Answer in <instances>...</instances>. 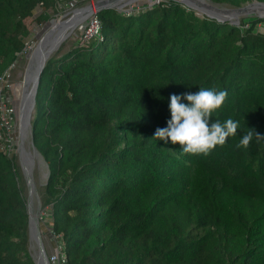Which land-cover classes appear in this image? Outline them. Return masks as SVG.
I'll use <instances>...</instances> for the list:
<instances>
[{
	"label": "trees",
	"instance_id": "obj_1",
	"mask_svg": "<svg viewBox=\"0 0 264 264\" xmlns=\"http://www.w3.org/2000/svg\"><path fill=\"white\" fill-rule=\"evenodd\" d=\"M73 1L0 0V77L39 39L34 22L47 28ZM98 18V35L50 57L36 95L48 255L60 239L67 264H264V139L236 147L249 129L264 136V16L220 20L161 0ZM199 88L228 93L209 126L239 123L207 155L155 138L171 95ZM11 155L0 149V264H36Z\"/></svg>",
	"mask_w": 264,
	"mask_h": 264
},
{
	"label": "rangeland",
	"instance_id": "obj_2",
	"mask_svg": "<svg viewBox=\"0 0 264 264\" xmlns=\"http://www.w3.org/2000/svg\"><path fill=\"white\" fill-rule=\"evenodd\" d=\"M82 1L83 2H81V0H78V2L76 3L77 4L76 8L82 9V8H85L90 2L94 3V5L96 2V0H82ZM157 1H161V0H120V1H118L119 3L115 6V8H117L119 10H131L133 7H138V6H142L145 4L152 5V4L156 3ZM201 1L211 3V1H209V0H201ZM254 1H256V0H254ZM68 3L69 2H65V3L61 4L60 12L51 21V24L47 28H44L43 24L37 20L34 22L33 32H34V35H37V34L39 35V39L34 40V42L32 40L31 44L29 46L30 51L28 53H25V54L19 53L18 58L14 62H12L9 65V67L5 70V72H7V71L9 72V75H10L9 81L11 84L7 93L10 96L11 100L18 107V117H17V121H16V129L18 132V139H17L16 144H15V150L13 151V154L11 156L13 157L14 162L16 164V167L18 169V172L20 175V182H21V186H22V192H23V195H24L27 203L29 202V197L31 196V188H30L29 181L27 178L26 170L22 164V153H21V126H22V122H21V115H20L21 102H22V100L25 96V93H26L27 77L29 75V71L31 68V62L33 61L34 52H35L36 48L38 47V44L41 41L42 37L46 34V32H48L52 27L56 26L59 23V26L61 27V28L59 27V29H61L59 34H55V36H53V38H50L49 43H48V49L52 48V50H53L52 55L55 54L60 49H62V52L69 50L74 45H76L78 39L82 38V36H83V32H82L83 27H84L83 24L85 22H87V19L82 21L81 23L79 22L78 25L74 29H71L72 27L69 28L68 24L70 22H72L69 19H71L75 15L74 14L75 9H73V7L70 5V3L69 4ZM251 3L252 2L245 3V4L241 5L240 7H246V6L250 5ZM211 4H213V3H211ZM213 5L216 6L218 9L222 10V12H220L219 15H221L223 17L235 19V20H237V18H239V17H242L244 15H249L251 13H253V14H264V11L263 12L254 11L255 8L254 9L249 8V9H247V12L240 13L237 15L226 14V13H223V10L236 9V7H232V6L226 5V4L225 5L213 4ZM74 18H76V17H74ZM81 18H79L78 20H80ZM67 20H69V21H67ZM62 23L64 25H62ZM63 36H66L65 39H63L60 42V44L56 46V43L58 42V40ZM30 75H31V73H30ZM31 141H32V137H31V134L29 133V138L26 142V146L31 151H35ZM36 154H37V158H36L35 166L33 169V177H34V182L36 185L37 193H38L40 200H41V209H40V211H41L40 212V214H41L40 215L41 216L40 217L41 229H40V232H41V237H42V241H43L44 247L46 249V252H47V254H49L48 253L49 252L48 242L51 241L53 237L51 236V232H50L51 230H49V227H50L49 216H48L46 209L42 206V199H41V194H40L41 190H43V188L47 182L48 167H47V164H46L44 158L41 156V154L39 152H36ZM34 203H35V207L38 209V201H37L36 195L34 196ZM28 248H29L31 255L35 256L37 251H38V246L36 245L35 241L29 239V236H28Z\"/></svg>",
	"mask_w": 264,
	"mask_h": 264
},
{
	"label": "clouds",
	"instance_id": "obj_3",
	"mask_svg": "<svg viewBox=\"0 0 264 264\" xmlns=\"http://www.w3.org/2000/svg\"><path fill=\"white\" fill-rule=\"evenodd\" d=\"M227 96V91L207 88H199L198 92L187 93L183 97L171 95V119L167 121L166 128L156 130L155 138L179 143L183 153L193 155H207L216 146H223L227 138L236 135L239 123L229 118L223 123L216 120L209 126V119L222 107ZM181 99H186L188 103H181ZM254 136L258 140L264 139V136L249 129L236 147L246 149Z\"/></svg>",
	"mask_w": 264,
	"mask_h": 264
},
{
	"label": "water",
	"instance_id": "obj_4",
	"mask_svg": "<svg viewBox=\"0 0 264 264\" xmlns=\"http://www.w3.org/2000/svg\"><path fill=\"white\" fill-rule=\"evenodd\" d=\"M118 1L120 0H99L98 5H97V11L99 12L100 10L105 9V8H114L119 3ZM181 1L189 5L190 7L195 8L199 15L207 14L209 16L216 17L220 20L231 19V18H227V17H223L219 15V13L222 12V10L218 9L216 6H214L211 3L201 1V0H181ZM249 8L250 9L255 8L254 11L263 12L264 2L256 0L246 7H239L236 9H226V10H223V13L237 15L240 13L247 12V9ZM80 10L81 9L79 8L76 9L74 11L75 15L69 20L74 19V17ZM89 14L90 12H88V15L82 17L80 20L77 19L76 21H74L75 23L73 25V29L78 25L79 22L81 23L82 21L86 20L89 17ZM259 15L264 16V14H259ZM51 30L52 28L42 37L41 41L38 44V47L36 48L34 52L33 61L31 62V75H30L31 79L29 80L32 85H31L29 92H27V95L24 96L21 102V112H20L21 122L25 125L26 130L31 133V137H32V122L34 119L35 107H36V95L38 92L40 77L50 57L52 56V51H53L52 48L48 49V43L50 39L49 35H51L50 34ZM65 37L66 36L61 37L56 43V46L59 45L60 42L63 39H65ZM42 44H44V47H41ZM31 142L33 144L35 151L38 152L34 146L33 140ZM22 164L24 168L26 169L23 159H22ZM26 174H27V178H28L29 185L31 188L30 197L33 198L36 195L37 201H38V209H37L35 217L32 216L30 197H29V202L27 203L28 214H29V225H28L29 239L35 241L36 245L38 246V251L36 255L33 256V258L36 264H51L49 261V255L47 254L46 249L44 247L42 237H41V232H40L41 227H40V221L38 218V214L41 209V200L36 190L33 172L32 171L26 172Z\"/></svg>",
	"mask_w": 264,
	"mask_h": 264
},
{
	"label": "built area",
	"instance_id": "obj_5",
	"mask_svg": "<svg viewBox=\"0 0 264 264\" xmlns=\"http://www.w3.org/2000/svg\"><path fill=\"white\" fill-rule=\"evenodd\" d=\"M75 0L70 3L73 9H78ZM99 0L94 3L90 2L85 8L88 7L90 12L87 22L83 25V36L82 39L90 40L92 37L100 33V20L98 18L97 5ZM74 10V11H75ZM34 42V40H33ZM30 44L28 42L22 51L23 54L30 51ZM9 72H4L0 77V149L4 154H13L15 150V144L18 139V132L16 129V121L18 117V107L11 100L7 91L10 88ZM51 264H67L68 256L65 251V246L62 240L58 239L56 241L55 252L49 256Z\"/></svg>",
	"mask_w": 264,
	"mask_h": 264
},
{
	"label": "bare ground",
	"instance_id": "obj_6",
	"mask_svg": "<svg viewBox=\"0 0 264 264\" xmlns=\"http://www.w3.org/2000/svg\"><path fill=\"white\" fill-rule=\"evenodd\" d=\"M88 12H89V10H88V7L87 8H83V9H81L77 14H76V18H74V19H72L71 21L72 22H70L69 24H68V26H69V28L70 27H72L71 29H73V24H74V21L75 20H77V19H79V18H81V17H84V16H87L88 15ZM260 12H262V11H260ZM80 16V17H79ZM79 17V18H78ZM67 22V21H66ZM61 23V22H60ZM64 23V22H63ZM62 23V25H64ZM59 23L56 25V26H54V27H52V30H51V32H50V34L51 35H49V36H51L50 38H53V36H55V34H59V32H60V30L61 29H59ZM61 28V27H60ZM59 30V31H58ZM47 33V32H46ZM41 47H44V44H42V46ZM30 73H31V68H30V71H29V75H28V77H27V88H26V93H25V95H27V92H29V90H30V88H31V82L29 81L30 79H31V76H30ZM29 131H27L26 130V128H25V125L22 123V126H21V152H22V159H23V161H24V163H25V167H26V172H30V171H32L33 172V169H34V166H35V161H36V158H37V154H36V152L35 151H31L27 146H26V142H27V140H28V138H29ZM31 134V133H30ZM31 169V170H30ZM30 202H31V210H32V216L33 217H35V215H36V212H37V208L35 207V203H34V197L32 198V197H30ZM40 212L41 211H39V214H38V218H39V221H40ZM37 258H38V256H37Z\"/></svg>",
	"mask_w": 264,
	"mask_h": 264
}]
</instances>
